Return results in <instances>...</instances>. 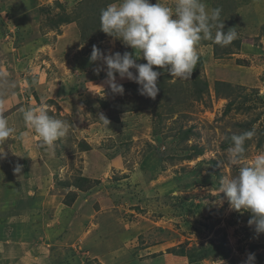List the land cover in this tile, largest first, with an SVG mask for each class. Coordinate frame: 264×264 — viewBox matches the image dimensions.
Wrapping results in <instances>:
<instances>
[{
	"label": "rangeland",
	"instance_id": "obj_1",
	"mask_svg": "<svg viewBox=\"0 0 264 264\" xmlns=\"http://www.w3.org/2000/svg\"><path fill=\"white\" fill-rule=\"evenodd\" d=\"M118 2L0 0V104H6L0 106V115L14 129L3 145L7 155L0 160V210L6 213V222L18 223L7 230L15 236V250L0 243V252L7 245L0 264H222L221 260L242 264L247 253H264V234L257 237L247 225L250 214L230 211L219 193L223 178L235 175L264 152V136L257 133L264 132V0H201L209 12L222 10L224 31L235 27L237 39L224 47L201 40L190 79H178L154 66L162 73L155 99L140 95L135 82L121 80L118 74L125 92L111 94L104 83L106 66L89 61L93 45L105 54L139 55L99 29L101 10ZM150 2L174 9L177 0ZM47 6L58 7L41 14ZM57 13L75 21L54 29ZM136 62L146 63L142 57ZM98 67L104 70L97 74ZM217 83L230 88L217 95ZM204 84L206 91L197 96L196 86ZM69 88L75 90L70 93ZM232 101L235 104L224 113ZM44 104L50 116L70 125L56 150L50 149L52 155L58 153L63 168L54 175L45 168L17 178L7 166L31 162L25 150H32L33 142L47 147L26 125L23 110ZM100 113L110 121L107 127L98 119ZM247 123L255 135L246 141L240 164L232 165L231 144L224 145L231 136L245 132L242 126ZM187 130L191 135L184 140ZM195 148L201 155L187 159ZM40 175L49 183L38 194L50 189L49 202L52 196H62L46 208H66L69 218L63 220L66 226L55 222L53 256L22 250L20 243L32 244L40 224L30 230L27 221L20 223L27 214L14 209V202L26 200L24 191L33 190ZM77 177L94 180L96 186L79 190ZM73 213L77 217L72 218ZM10 214L19 218L9 219ZM84 219L90 223L84 224ZM84 230L88 235L81 238ZM222 245L229 251L226 259L212 255ZM200 247L212 254L190 261L168 251Z\"/></svg>",
	"mask_w": 264,
	"mask_h": 264
},
{
	"label": "clouds",
	"instance_id": "obj_2",
	"mask_svg": "<svg viewBox=\"0 0 264 264\" xmlns=\"http://www.w3.org/2000/svg\"><path fill=\"white\" fill-rule=\"evenodd\" d=\"M221 11L213 8L209 12L201 0H177L174 9L150 0H119L101 10L99 29L139 55L127 51L105 54L93 45L89 61H101L106 66L104 83L111 94L125 92L117 81L118 74L121 80L135 82L140 95L155 99L162 73L154 70V66L178 79H190L199 59L196 45L201 40L224 47L237 39L235 27L224 31ZM141 57L146 63L136 62ZM102 70L98 67L97 74ZM23 119L48 146L65 136L70 127L66 120L50 116L46 104L23 110ZM98 119L106 127L110 123L103 113L98 114ZM13 134L8 120L0 115V160L6 157L3 145ZM254 135V131H245L231 137L228 157L232 165L240 164L245 142ZM21 169L22 165L17 164L13 171L20 173ZM219 193L224 194L230 211L250 214L247 225L257 237L264 234V152L257 154L250 165L239 167L235 175L223 178ZM242 264H256L255 253H247Z\"/></svg>",
	"mask_w": 264,
	"mask_h": 264
},
{
	"label": "crops",
	"instance_id": "obj_3",
	"mask_svg": "<svg viewBox=\"0 0 264 264\" xmlns=\"http://www.w3.org/2000/svg\"><path fill=\"white\" fill-rule=\"evenodd\" d=\"M12 13L14 14L15 11H13ZM4 15H6V13H4ZM8 20L11 21V19H8ZM4 24H5V22H4ZM72 90H75V89L69 88V92L70 93H71ZM9 103H11V102H9ZM2 104H4V106H6L5 102L1 103L0 106ZM54 144L52 146L46 145L47 147H43V148L41 147L40 148L39 145L36 144V142L35 143L33 142V147L34 148L32 150H30V151L29 150H25V152L27 153L26 154L27 155V159H29L28 161H31V162L28 163V162L24 161V164H21L22 165L21 172L20 173H16V177L20 178L21 177L20 174H25L26 172H29V173L30 172H34V171L35 172L36 171L44 172L45 168H48L49 173H51L53 175L55 173H57L58 171L61 172V169L63 168V166L61 165L60 159L58 157V153L55 152L52 155L51 152H50L51 151L50 149H52V148L54 149L57 146L56 145L57 144L56 141L54 142ZM55 150H56V148H55ZM46 163H49V166H44V165H46ZM15 166H16L15 163H11L10 165L7 166V168L10 170V172H14L13 169L15 168ZM33 168H35V169H33ZM35 174L37 175V173H35ZM41 177H43V176H41V175L39 176L38 181L36 183L37 185L33 188V190L29 189L28 191L26 190V192L24 191V194L26 196L25 195H23V196L27 197L26 200H19L18 202H14V205H16V207L14 209H15V211H20L23 215L27 214L26 218L21 217L20 220L22 222H20V223L24 224L27 221L25 226L29 225L30 230L34 229V227L37 226L38 223L40 224V228L38 230H36V232L32 235V238H35L31 242L32 244H29L30 242L29 243L28 242L20 243L21 246H24L22 248V250L24 249L25 253H30V254L31 253H35V251L37 253L45 252V253L48 254V256H50V253L51 252L53 253V250L57 251L56 250V245L54 243L56 241L55 231L57 230L55 228V226H54L55 222L56 221L58 222V220H59V222H62L66 226L68 223L67 222L64 223L63 220L64 219H68L69 220V218L65 217L67 212H64V210L66 208H56V210L53 209V207L52 208H46V206L48 204H54L53 202L56 199H58V198H60L62 196H61L60 193L57 194L56 196H52L54 198L53 202H49L48 201V196H49L48 193L52 192L50 189H46L44 191V193L38 194L37 192L40 190L42 185L44 183H49L47 177H45L43 179H41ZM26 182H27V180H26ZM27 184L28 183H26V185L23 184L24 188L28 187ZM48 190H49V192L46 193V191H48ZM34 193H37L38 196L36 197ZM28 196L31 199L30 202L28 201ZM41 196H42V198H39ZM77 201L78 200H76L75 202H77ZM41 206H42V208H40ZM69 208H72V207H69ZM2 213H5V212H2L0 210V220H1L0 221V226L3 229H4L5 226H6V228L4 229L5 232L2 229H1L2 231L0 230L1 231L0 232V243H7V244H9L8 246H11V248H13L12 240L14 241L13 237H15V236H13V234H11L10 231H8V233H7V230L12 228V224L14 225V224H18V223L11 222V220L10 221L8 220V222H6L7 221L6 220L7 219L6 213L3 214V216H1ZM12 214H10V218L9 219L19 218L17 216H13ZM30 215H31V217H30ZM69 215H70V213H69ZM3 217H5V218H3ZM75 217H77L76 214H74L72 218H75ZM81 218L83 219V216ZM83 221H84L83 222L84 224L85 223L86 224L90 223V221L87 220V219H84ZM80 232H82L81 233V238H84L86 235H88V230H84V231H80ZM80 232H78L77 234L80 235ZM83 232H84V235L82 236ZM36 238H38V239L36 240ZM79 240H81V239H79ZM15 245H18V243L16 242ZM2 246L3 245H0V247H2ZM6 247H7V245L6 246L4 245L3 252H0L3 255H4L5 251H6ZM14 250H15V248H13V251ZM29 250H31V251H29ZM11 252H12V250H11ZM52 253H51V255L53 256ZM89 253L90 252H88V254Z\"/></svg>",
	"mask_w": 264,
	"mask_h": 264
},
{
	"label": "trees",
	"instance_id": "obj_4",
	"mask_svg": "<svg viewBox=\"0 0 264 264\" xmlns=\"http://www.w3.org/2000/svg\"><path fill=\"white\" fill-rule=\"evenodd\" d=\"M58 7V6H57ZM56 6L54 7V8H57ZM54 8H51V7H49V6H47V7H45V8H42L41 9V14H43V13H51V12H53L52 11V9L54 10ZM57 17L55 18L54 17V19H56L55 20V23L54 24H52L53 25V27H54V29H56V28H58L62 23H69V22H71V21H75V18L73 19V18H70V17H68V16H66V17H64V14L63 13H57V14H55ZM78 18H80V16L78 17ZM52 22H54V20H51V21H49V23L51 24ZM56 26V27H55ZM52 29V28H51ZM213 50L215 51V48H213ZM199 65H200V62H199ZM201 66V65H200ZM161 79V78H160ZM203 86V85H202ZM223 87V88H222ZM227 88H230V84H226V83H217L216 84V87H215V93L217 94V95H222V92H223V90H226ZM206 89H207V87H206V84H204V86L203 87H199V86H196V93H197V96L198 95H200V93L201 92H205L206 91ZM224 93V92H223ZM198 98H200V96L198 97ZM259 99V98H258ZM260 100V99H259ZM261 101V100H260ZM262 103V102H261ZM235 103H234V101H232V102H230L229 104H227V106H226V108H225V111H224V113H228L230 110H231V108L233 107V105H234ZM239 107V106H238ZM240 107H242V105H240ZM238 109V108H237ZM247 109H249V108H247ZM244 129H245V131H252V126L250 125V123H247V124H245V125H243L242 126ZM257 133H259V135L261 136V138H263V136H264V132L262 131L261 133L258 131ZM191 135V131L190 130H187V131H185L183 134H182V137H183V139L184 140H187L188 139V137ZM238 135H240V134H238ZM232 137V136H231ZM231 137L229 138V141L227 142V143H225V147H227V146H229V144H231ZM58 141V140H57ZM56 141V143L57 144H59L58 142ZM247 141V140H246ZM262 142H263V140H260L259 141V147H261V145H262ZM246 143V142H245ZM247 144V143H246ZM246 144L244 145V148L246 147ZM62 145H60V147H61ZM201 153H202V151L201 150H199V149H194V152H193V155H191V156H188L187 157V159H191L192 157H196V156H200L201 155ZM245 153V152H244ZM244 155V154H243ZM214 162H212V164H213ZM86 186L87 187V191H91L92 189H94V187L96 186V182L94 181V180H90V179H88V178H86V177H77L76 178V183H75V186H76V188L77 189H79V190H81L82 189V187L83 186ZM69 186V185H68ZM214 187H218V184L217 183H215L214 184ZM224 244V243H223ZM225 247V246H224ZM223 247V245L222 246H220L219 248H218V250L219 251H215V252H213V254L211 253V252H209L208 250H207V248H204V247H200V248H197V249H193V250H190V251H187V252H185L184 251V248H180L179 250H174V248H171V249H169L168 251H169V254H171V255H174V256H185V257H187L188 258V260H190V261H194V260H198V259H200V258H202L203 256L204 257H207L208 256V253H211L213 256H217V257H220L221 259H226L227 258V256H228V254H229V251H228V249L227 248H224ZM173 249V250H172ZM217 250V249H216ZM205 252V253H204ZM255 256H256V262H257V264H263L264 263V253H262V254H255ZM190 264H193V262H190Z\"/></svg>",
	"mask_w": 264,
	"mask_h": 264
}]
</instances>
